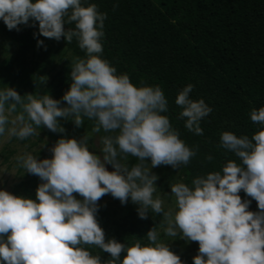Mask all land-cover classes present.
<instances>
[{"label":"clouds","instance_id":"1","mask_svg":"<svg viewBox=\"0 0 264 264\" xmlns=\"http://www.w3.org/2000/svg\"><path fill=\"white\" fill-rule=\"evenodd\" d=\"M106 18L107 13L100 12L95 3L82 6L81 0H0V19L9 30L38 22L39 35L56 41L63 38L67 43L75 37L87 57L72 62L71 85L62 97L66 106L50 94L26 93L25 100L12 87L0 90V135L9 124V136L20 139L39 135L33 124L63 133L57 118L80 127L84 117L96 121L93 132L102 128L116 133L102 138L103 159L89 151L85 136L80 140L62 136L50 149L51 158L17 157L25 171L42 183L35 200L0 189V264H102L82 244L109 253L112 259L103 264H117L125 252L121 264H183L168 244L158 241L153 227L146 233L150 242L146 246L139 240L133 246L115 238L106 241L96 218L98 201L106 194L121 204L130 199L138 205L141 219L148 218L149 209L163 213L167 236H177L178 228L182 238L198 242L194 264H264V106L250 111L251 121L262 126L251 139L231 131L220 135V146L239 162L227 160L222 171L195 178L192 187L172 185L175 208L165 212L162 200L153 198L158 177L151 169L161 165L177 169L187 165L196 152L163 114L168 103L158 85L138 87L98 55L103 51ZM71 23L75 28L65 30L64 25ZM37 46H43V41L38 40ZM193 87H183L175 103L182 108L179 118L185 119V127L202 135L200 122L212 108L202 98H190ZM6 103L9 114L17 105L22 112L9 119ZM121 153L125 160L130 154L139 163L129 168L117 159ZM147 158L150 169L144 163ZM106 164L112 166L111 171ZM241 190L257 201L259 211L249 210L251 201L241 199Z\"/></svg>","mask_w":264,"mask_h":264},{"label":"trees","instance_id":"2","mask_svg":"<svg viewBox=\"0 0 264 264\" xmlns=\"http://www.w3.org/2000/svg\"><path fill=\"white\" fill-rule=\"evenodd\" d=\"M92 3L107 13L103 51L98 55L114 66L117 74H127L134 85H158L168 103V111L163 114L180 139L196 152L187 165L178 167L181 183L192 187L195 178L222 171L227 160L239 162L234 153L220 146V135L231 131L251 139L262 127L251 121L250 111L264 106V0H81L82 6ZM64 27L74 29L75 23ZM19 28L9 30L0 19L2 34L23 51L37 48L38 40H49L39 35L38 22ZM59 42L76 58H87L75 37L71 43L63 38ZM42 74L39 62L27 66L20 59L5 60L0 64V90L12 87L26 100V93L36 94L35 84ZM69 74L61 76L58 85L39 96L50 94L62 101L71 85ZM188 84L194 86L190 98H202L212 108L200 122L202 135L189 131L185 119L179 118L182 108L175 99ZM62 105L66 106V102L62 101ZM18 108L22 110L17 105L15 112L21 113ZM57 119L65 131L55 133L67 138L69 120ZM84 125V131L93 129V124ZM135 164L130 161L128 167ZM11 193L37 198L28 180L15 184ZM239 195L242 200L251 201L250 211H259L255 199L243 190ZM126 211L112 220L111 226L105 224L106 219L96 218L102 228H115L110 237L118 242L133 246L139 240L141 246L148 245L146 233L157 227L159 214L141 219L136 206H128Z\"/></svg>","mask_w":264,"mask_h":264},{"label":"rangeland","instance_id":"3","mask_svg":"<svg viewBox=\"0 0 264 264\" xmlns=\"http://www.w3.org/2000/svg\"><path fill=\"white\" fill-rule=\"evenodd\" d=\"M151 1L153 3H157V0ZM9 59L23 60L27 66L34 64V62L42 64L43 74L39 77L35 84L37 89L35 95L39 96L41 93L49 92L51 88L58 85L61 76L71 72V65L76 57L70 49L55 39L44 40L43 46L23 51L17 45L10 43L0 31V64ZM5 108V114L9 115V119H12L16 115L20 114L15 111L9 114L7 112L8 107L5 106ZM18 111L22 112L20 108H18ZM24 115L27 120V114L24 113ZM69 119H72V117H69ZM84 123L93 124L94 127L96 121L84 117L82 126L77 127L72 120H69V123H67L69 129L66 136L74 137L77 140H80L84 136L87 137V147L89 151L103 159V154L101 152L103 147L102 138L105 136H114L116 133L105 132L102 128L99 133L93 132L92 129L84 131L86 129ZM9 127H11L10 124L6 125L5 133L0 135V189L11 192L15 184L22 180H28L31 183L33 190L36 192L37 187L40 183H42V181L38 176L29 174L25 171L22 164L17 160V157L25 154H31L34 157H37L38 160L51 158L53 153L50 149L63 135L52 132L43 125L36 127L33 124V127L36 128L39 135H33L20 139L16 136H9L7 131ZM123 157L124 154L121 153L118 155L117 159L120 160L121 163H126L127 165L130 161L139 163L138 158L133 157L130 154L127 156L126 160ZM144 163L147 168H151L150 158H147ZM105 166L109 171L112 170V166L110 164H106ZM151 171L158 177L155 181L156 191L153 193V198H159L162 200V207L165 212L170 209H174L175 197L171 193V186L176 183H181L178 168L174 169L170 165H161L152 168ZM73 195L77 199H83L78 193H74ZM98 205L99 207L96 216L100 220L106 219L105 224H108L109 226H111L112 220L118 219L120 216L126 214V208L128 206L133 205L138 208V205L132 203L130 199L126 204H121L120 200L113 198L111 194L104 195L100 201H98ZM101 213L104 214L105 218L101 217ZM153 215L156 216L157 214L151 212V209H149L148 216L152 217ZM156 225L157 227L154 229L157 232L158 241L168 244L170 250L180 257L183 264H194L193 257L197 255L199 251L198 242L187 241L182 238V233L178 228L176 229L177 236H167L165 234V229L168 227V223L165 220L163 213L159 214V220L156 221ZM103 230L107 241L111 238L110 236L114 232L115 228L105 227ZM80 247L88 250L92 256H99L102 264L104 261L112 259L109 253L104 252L96 245L82 244ZM123 257L124 256L121 255L117 264H121Z\"/></svg>","mask_w":264,"mask_h":264}]
</instances>
